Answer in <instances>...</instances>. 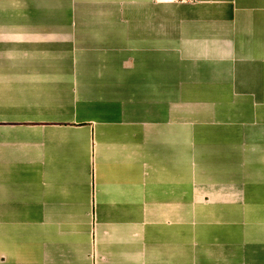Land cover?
Listing matches in <instances>:
<instances>
[{
	"label": "crops",
	"instance_id": "0c3cea01",
	"mask_svg": "<svg viewBox=\"0 0 264 264\" xmlns=\"http://www.w3.org/2000/svg\"><path fill=\"white\" fill-rule=\"evenodd\" d=\"M0 264H264V0H0Z\"/></svg>",
	"mask_w": 264,
	"mask_h": 264
}]
</instances>
